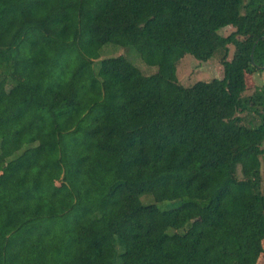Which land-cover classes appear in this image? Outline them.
Segmentation results:
<instances>
[{"label": "trees", "instance_id": "trees-1", "mask_svg": "<svg viewBox=\"0 0 264 264\" xmlns=\"http://www.w3.org/2000/svg\"><path fill=\"white\" fill-rule=\"evenodd\" d=\"M229 44L221 78L177 82ZM256 72L264 0H0V264H257Z\"/></svg>", "mask_w": 264, "mask_h": 264}, {"label": "rangeland", "instance_id": "rangeland-1", "mask_svg": "<svg viewBox=\"0 0 264 264\" xmlns=\"http://www.w3.org/2000/svg\"><path fill=\"white\" fill-rule=\"evenodd\" d=\"M234 30V27L228 25L219 29V33L223 36H227ZM234 51L232 44L228 45L227 52L224 50L217 52L207 61H201L190 54L184 55L176 64V79L177 82L183 86H189L197 80H210L211 78H221L223 76V66L221 59L225 56L227 60H230ZM124 54L128 59L133 62L143 74L148 75L154 72L155 67L145 65L139 56L133 52L132 54L123 47H107L102 52L101 57L114 56ZM225 54V55H224ZM264 72H256L253 74L246 75V90L245 95L253 93L256 88H259L262 84ZM257 122V120H256ZM264 148V145H262ZM261 160V191L264 193V156L260 157ZM150 198H142L143 201L149 200ZM191 220L198 224L200 222L199 215L193 212L190 216ZM263 248H264V236H263ZM257 264H264L263 255L259 256Z\"/></svg>", "mask_w": 264, "mask_h": 264}, {"label": "water", "instance_id": "water-1", "mask_svg": "<svg viewBox=\"0 0 264 264\" xmlns=\"http://www.w3.org/2000/svg\"><path fill=\"white\" fill-rule=\"evenodd\" d=\"M263 80H264V77H263Z\"/></svg>", "mask_w": 264, "mask_h": 264}]
</instances>
